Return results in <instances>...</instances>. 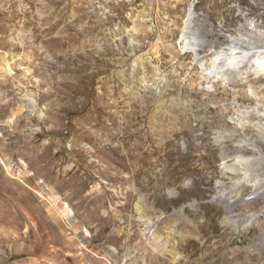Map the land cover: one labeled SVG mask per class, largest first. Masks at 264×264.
Masks as SVG:
<instances>
[{
	"label": "rangeland",
	"instance_id": "1",
	"mask_svg": "<svg viewBox=\"0 0 264 264\" xmlns=\"http://www.w3.org/2000/svg\"><path fill=\"white\" fill-rule=\"evenodd\" d=\"M253 25L264 0H0V264H264V196L218 198L264 156V73L222 69Z\"/></svg>",
	"mask_w": 264,
	"mask_h": 264
},
{
	"label": "bare ground",
	"instance_id": "2",
	"mask_svg": "<svg viewBox=\"0 0 264 264\" xmlns=\"http://www.w3.org/2000/svg\"><path fill=\"white\" fill-rule=\"evenodd\" d=\"M193 15L194 14L192 11L190 13V15L188 16V19L186 20V23H185V27H184L185 28V31H184L185 34L183 35V39L186 41L188 39H190V36L186 37V34L192 33L191 28L193 27V24H194ZM253 27L254 28L252 29V32H250L248 34L249 37L244 38V40L248 41L249 43L242 44L243 47H240V46L233 47L232 50L229 52L228 57H226V59H227L226 64L222 67V69H224V71L230 73L229 76H230V78H232V80H234L235 78H246L248 75L247 73L249 71V67L250 68L252 67V70H253L252 74H256L255 77L264 73V29H261L262 26L257 27V26L253 25ZM185 47L187 48V43H186ZM237 54H239V56H237ZM240 54L249 55L248 57H250V58H248L247 56H240ZM220 59H221V56L217 55L215 58V63H218V62L220 63ZM258 60H260V61H258ZM221 61H222V59H221ZM219 63L216 65H219ZM215 74L219 75V72H217ZM241 120H242V118H239L237 121L239 123L241 122V124H242L243 121H241ZM256 139H258V141L259 140L264 141V133H260L259 137ZM250 141L251 140H248L246 142H250ZM102 142H104V140ZM251 142H255V141H251ZM245 144L242 143L239 146L238 149H239L240 153H243L242 151L246 150ZM249 146H251V144ZM262 155L263 154L261 152L260 157L255 159V161L259 162V164L255 163V162L253 163L252 160L249 162L245 161V160H241V161H239V163L241 162L243 164H234L232 167H226V171L230 170L231 174L234 176V178L236 180L234 181L231 188L229 187V188H227L228 190L226 189V190H224V192H219L220 194H218V198L220 201L225 202L230 206V212L233 211V208L235 207L234 202L235 201L238 202L239 200L241 201V199H238L239 194L244 189L248 188V186H252L255 189V191L253 193L254 197L264 196V188H263L264 187V173L262 174L263 180H261V182H259L258 180H256V181L250 180V173H249L251 171H255L258 169H261L260 171L264 172V162H263L264 156H262ZM246 162L250 163V165H248V164L246 165ZM61 164H62V162H61ZM254 164H256V165H254ZM243 166H246V168H244ZM83 188H85V187H83ZM79 196H80V194H79ZM94 198H95V196H94ZM18 201L19 200H17V207H19L20 210H23L24 208L22 207V204L24 203V201L23 202H18ZM92 202H94V201H92ZM96 204L97 203H95V205ZM36 209H37V207H36ZM230 218L232 220L233 219L235 220V218H233V217H230ZM251 222L252 221H249V223H251ZM234 225L237 226V228H238L240 225H242V223L239 224V222H236ZM152 230L153 229H151L149 231H152ZM153 231H154L153 234H155L156 229H154Z\"/></svg>",
	"mask_w": 264,
	"mask_h": 264
}]
</instances>
